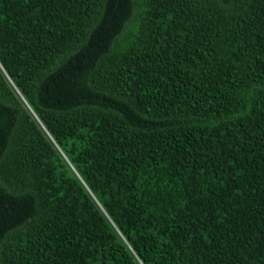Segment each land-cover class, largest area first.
<instances>
[{
	"label": "trees",
	"instance_id": "16d2710c",
	"mask_svg": "<svg viewBox=\"0 0 264 264\" xmlns=\"http://www.w3.org/2000/svg\"><path fill=\"white\" fill-rule=\"evenodd\" d=\"M0 264H264V0H0Z\"/></svg>",
	"mask_w": 264,
	"mask_h": 264
}]
</instances>
